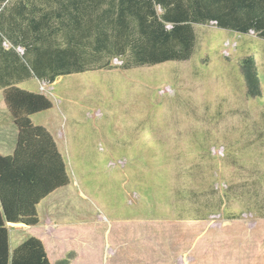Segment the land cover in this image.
Wrapping results in <instances>:
<instances>
[{
	"label": "rangeland",
	"instance_id": "374dc122",
	"mask_svg": "<svg viewBox=\"0 0 264 264\" xmlns=\"http://www.w3.org/2000/svg\"><path fill=\"white\" fill-rule=\"evenodd\" d=\"M193 30L187 61L120 70L112 60L51 85H15L51 102L32 124L48 132L51 115L62 126L69 191L87 197L94 227L75 230L74 264H264V41L213 24ZM249 58L253 97L240 67ZM8 231L12 249L36 233L16 241Z\"/></svg>",
	"mask_w": 264,
	"mask_h": 264
},
{
	"label": "trees",
	"instance_id": "16d2710c",
	"mask_svg": "<svg viewBox=\"0 0 264 264\" xmlns=\"http://www.w3.org/2000/svg\"><path fill=\"white\" fill-rule=\"evenodd\" d=\"M194 24L264 41V0H0V91L16 130L13 153L0 155V264H49L35 238L10 253L6 224L35 227L37 206L69 184L53 138L31 122L51 102L15 85L31 79L51 85L109 70L112 60L120 70L187 61ZM240 67L249 96L257 95L251 59ZM74 256L55 264H70Z\"/></svg>",
	"mask_w": 264,
	"mask_h": 264
},
{
	"label": "crops",
	"instance_id": "0c3cea01",
	"mask_svg": "<svg viewBox=\"0 0 264 264\" xmlns=\"http://www.w3.org/2000/svg\"><path fill=\"white\" fill-rule=\"evenodd\" d=\"M1 108H3L4 111L1 112L2 110ZM50 111L42 114H38L32 118H35L37 116H42L45 114H50L49 113ZM32 118H31V122H32ZM43 118L44 120L41 121V125H43L48 130V133L52 136L56 144L57 150L60 156L62 157L63 149H66L68 146V143L65 142V139H63V142H61L60 139V137L62 136L60 133V130H62V126L53 125L55 118H53L51 115ZM52 125L53 128H51ZM6 138L9 140H6ZM15 141H16V130L12 124L10 115L8 111L5 109V106L2 101V105H0V155L1 156L11 155L14 151ZM65 169H66V165H65ZM74 185L78 186L77 182H74ZM69 189H70V182L65 188L54 192L37 206L36 214H37L38 224L35 227H25L21 224H9V223L6 224L8 230L9 229L16 230L17 235L14 237V240L16 241L17 240L20 241L21 239V236L19 235L20 232L31 231V230L32 232L35 231L36 233H33V235H29L27 239L35 238L42 243L49 264L51 263L55 264V262L63 259L69 252H74L76 254V257L70 263V264H74L78 254L75 251L67 252V249L68 246H71L72 244L71 242L74 241L73 234L76 233L75 230H79L80 233L83 232L88 233V231L93 230L94 227V224L92 222L93 219L90 216L88 211V206L85 203V201L87 200L86 195H84V193L81 190H79L78 192L77 191L70 192ZM61 193H65L64 199H61L62 197L61 198L59 197V194ZM75 213H84L86 215V217H84L83 219L84 221L80 223H78V221L74 222L73 220H77V218L76 219L73 218V216H75ZM78 235L76 240L78 239ZM27 239L22 240L21 244L25 242ZM62 243H64L63 245H65L66 248H62V254L57 257L54 255V249L57 245L59 244L61 245ZM9 250L10 253L14 250L10 248V237H9ZM50 257H52L53 259L52 262L50 261Z\"/></svg>",
	"mask_w": 264,
	"mask_h": 264
}]
</instances>
